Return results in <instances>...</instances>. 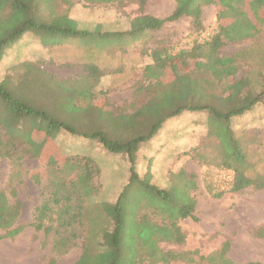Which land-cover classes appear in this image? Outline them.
Returning a JSON list of instances; mask_svg holds the SVG:
<instances>
[{
    "label": "rangeland",
    "instance_id": "rangeland-1",
    "mask_svg": "<svg viewBox=\"0 0 264 264\" xmlns=\"http://www.w3.org/2000/svg\"><path fill=\"white\" fill-rule=\"evenodd\" d=\"M30 1L34 10L31 17L37 22L35 27L10 43L0 59V86L11 93L8 104L0 97V138L15 140L16 152L24 156L19 168L9 157H0V189L12 202L21 203L19 223L24 225L17 236L0 240V264H47L54 256V234L47 235L32 225L36 208L50 192L64 188L78 176V171L69 167V157L90 156L100 168L95 178L98 190L86 195V219L83 226H78L81 236L76 245L57 257L59 264H74L84 246L98 250L103 231L112 229L104 204L116 202L131 176L127 154L104 148L101 143L91 141L89 134L101 131L107 139L127 141L148 133L155 120L164 116L167 110L163 109H168L166 101L150 102L151 91H135L136 87L147 84L145 79H172L174 68L146 66L149 59L138 57L135 47H142L148 54L155 48L178 53L182 48L191 47L195 40L202 42L212 36L218 22L225 24L227 16L219 1L212 0L203 4L201 22L197 25L192 16L182 15L166 22L160 30L120 36L102 33L99 27L85 24L78 17L81 12L86 15L102 4L108 10L119 12L130 8L131 15L133 12L136 15L157 13L164 18L170 15V9L161 10L168 0H147L143 5L140 0ZM172 2L177 4L176 0ZM244 8L248 9V0H244ZM259 12L264 16V8ZM19 16L22 21L29 17L0 3V40L17 26ZM65 18H75L72 20L77 25L72 26L97 29L96 33L75 36L39 29V23L67 27ZM121 46L127 48L125 52L118 50ZM117 61L121 62L120 67ZM202 62L187 54L177 58L175 66L178 71L194 68L195 76H215L223 83L231 81L236 73L237 78H249L251 91H261L264 88V25L257 36L226 40L220 50V61L212 70H205L207 67ZM83 63H89L90 67L86 68L87 64ZM107 73L116 85L138 79L129 101L119 100L124 96L117 93L120 89L113 88L110 92L96 87ZM214 92L224 94L221 89ZM159 109V114L151 113ZM137 111L141 113L135 114ZM42 112L50 119L44 118ZM257 115L259 121H252L251 125L257 124L251 129L245 127L242 115L234 118L232 125L245 154L238 163L248 176L264 184V108ZM207 117L205 111L183 112L168 119L150 140L140 144L136 153L138 177L129 188L126 257L122 264H161L168 260L165 258L168 251L185 254L169 260V264H209L200 261L201 256H214L215 264L232 261L264 264V237L257 234V228L264 226V216H257L258 211L264 210V188L251 186L238 192L219 190L216 178L219 171L226 170L222 167L226 159L222 158L218 139L208 136L211 128ZM52 119L65 123L73 132L61 126L56 138L46 137L47 132L52 134ZM144 179L148 185L168 194H151V188L139 184ZM194 202L195 217L178 220L184 241L174 243L165 238L171 230L169 223L175 220L171 204L184 205L182 212H185ZM158 227L163 231H158ZM1 233L4 232L0 229ZM226 242L230 245L225 254ZM196 251L197 254L187 255ZM189 256L196 261L190 262Z\"/></svg>",
    "mask_w": 264,
    "mask_h": 264
},
{
    "label": "trees",
    "instance_id": "trees-1",
    "mask_svg": "<svg viewBox=\"0 0 264 264\" xmlns=\"http://www.w3.org/2000/svg\"><path fill=\"white\" fill-rule=\"evenodd\" d=\"M147 0H140V4H145ZM212 0H176V8L174 11L164 17H157L151 14H140L132 23V30L137 36L144 33L146 30H160L166 22L174 21L182 15H190L194 18V23L197 25L201 22L203 4ZM222 12L226 13V21L223 24L218 22L216 32L209 38H205L202 42L196 41L191 47L182 48L178 53L170 52L164 48H155L150 54L153 63L152 67L174 68L173 77L170 80H144L147 84L136 87L135 93L140 89L149 90L152 92L150 102L164 103L166 101L168 109L163 117L155 120L148 133L138 134V136L127 141L110 140L104 136L101 131L91 132L89 134L91 141L101 143L104 148L116 152L125 153L130 162V182L125 185L121 195L114 203L104 204V210L112 220V229L103 231V240L99 242L98 250H93L88 246H84L83 251L74 264H122L125 260L124 248L126 235V218L129 208V188L135 178L138 177L136 169V153L142 142L150 140L163 127L164 123L173 117H176L183 112H207L208 125L210 132L208 136H215L218 139L222 150V158L226 159L224 163L226 170L234 174V182L228 191L238 192L244 188L255 186L257 189L264 188V184L257 183L253 177L246 174L245 169L240 166L238 161L245 158V154L241 149L240 143L235 135V130L232 125V120L239 117L248 111L256 108V105L261 104L264 107V88L261 91L254 93L250 88L249 78H237L236 73L231 81L223 83L218 81L212 74V78L195 76L194 68L186 71L182 69L178 71L175 66V60L183 55L189 54L194 58L203 60L205 70H212L213 66L220 61V50L226 44V40H239L257 36L262 31L264 25V16L259 12L264 8V0H248V9L244 8V0H218ZM0 3H6L8 8L16 13L25 12L29 17L25 19L17 18V26L13 28L9 36L6 34L4 39L0 40V59L3 57L6 47L19 39L23 33L35 27V20L31 17L34 14L30 0H0ZM233 12L230 19V13ZM69 24L67 27H62L52 24L39 23V29L52 30V32L72 34L75 36L84 33H96V30H83L76 28V22L70 18H65ZM234 59V58H233ZM89 68L88 64L85 66ZM237 68V67H236ZM237 72V70H236ZM100 75V74H99ZM100 78V77H99ZM99 79L96 81L98 82ZM143 82V83H145ZM163 84H170L169 87H163ZM221 89L223 95H218L214 91ZM11 93L3 90L0 86V97L4 103L10 101ZM156 110V109H155ZM158 111L151 113L159 114ZM39 112V111H36ZM44 118L50 116L42 112ZM137 111L135 114H140ZM43 118V119H44ZM52 134L47 132L46 137L56 138L58 129L61 126L66 127L65 123L58 122L52 119ZM15 140L10 141L8 138H0V157H9L12 159L16 168L24 158L16 152ZM53 149V148H52ZM53 153L55 151H52ZM68 164L71 169L78 171V176L69 181L64 188L50 192L42 200V203L36 208V213L32 225L37 230H43L47 235L54 234L52 250L54 256L51 257L47 264H59L57 257L69 252L73 248L77 239L81 236L78 226H83L86 219L85 207L90 192L98 190L95 178L100 173V168L96 161L90 156L69 157ZM148 175L150 171L147 172ZM147 175V176H148ZM140 185H147L152 189L151 194L161 196L163 193L168 194V191L158 187L148 185L146 179L140 181ZM142 186V185H141ZM220 196V195H219ZM177 200V199H176ZM180 202V200H177ZM180 203L171 204L172 212L175 214V220L169 223L170 233L165 238L174 242L182 243L185 239L181 227L178 224L179 219L192 217L194 218L195 202L189 204V209L182 212L183 205ZM176 213L178 214L176 216ZM21 214V203L19 201L12 202L7 193L0 189V229L4 233L0 234V240L6 237L17 236L24 228V225L19 223ZM158 231H163L159 229ZM166 230V228H165ZM257 234L264 237V226L258 227ZM229 243L226 242L223 246L226 247L225 254L228 251ZM87 247V248H86ZM168 258L161 264H169V260L179 258L185 254H180L174 251H168ZM197 254L196 252H188L187 255ZM163 258V260L165 259ZM214 256L199 258L200 261H207L209 264L214 263ZM190 262H195L196 259L189 256ZM157 263V262H156ZM159 264V263H157ZM215 264V263H214ZM230 264H239L232 261ZM246 264H262L260 262H249Z\"/></svg>",
    "mask_w": 264,
    "mask_h": 264
},
{
    "label": "crops",
    "instance_id": "crops-1",
    "mask_svg": "<svg viewBox=\"0 0 264 264\" xmlns=\"http://www.w3.org/2000/svg\"><path fill=\"white\" fill-rule=\"evenodd\" d=\"M167 2L168 3H165L162 6L161 10L164 12H167L169 11L168 9H170V12L168 14H171L173 10L176 8V4H172L173 3L172 0H168ZM103 6L104 5L102 4H98L96 7H94V9L90 8L91 10L86 15L81 12L80 17L78 18H80V20L84 22L85 24L91 25L94 28L99 27L100 28L99 31H101L102 33H106V34L109 33L112 35H120V36L131 35L132 33H130V31L132 30L133 20L138 15H136L134 12L131 15L130 8H128L127 11L119 10L118 12L116 10H111V9L108 10ZM84 9L89 10V7L88 8L86 7ZM148 14L160 17L158 16L157 13H148ZM89 15H94V16L90 17ZM71 19H75V18H71ZM90 30H93V29H90ZM125 49L127 48L124 46L118 47V50L123 51V52H125ZM135 49H138V54H137L138 57L141 56V57H146L149 59L145 63L146 66L153 63L151 56L143 53L142 47L138 48L136 46ZM83 64H89V63H83ZM117 64H118V67H120L121 62L117 61ZM109 76H110V73L103 75L100 78V81L96 87L99 90H103V91L109 90L110 92L113 88H117L118 90L120 89L119 91H117V93H119V95H124V96H120L119 100L128 99L129 101L134 95V86L138 79L135 80L134 82L131 80H128L125 83L116 85L112 82V79ZM119 103H122V102L119 101ZM263 108H264L263 105L258 104L256 105L255 109H253L252 111H248L247 113L242 115V120L245 122L244 125L247 129H251L257 124V123H254L253 125H251L253 123L252 121L254 122L259 121L257 118L258 117L257 112L261 111ZM257 216L258 217L264 216V210L258 211Z\"/></svg>",
    "mask_w": 264,
    "mask_h": 264
},
{
    "label": "built area",
    "instance_id": "built-area-1",
    "mask_svg": "<svg viewBox=\"0 0 264 264\" xmlns=\"http://www.w3.org/2000/svg\"><path fill=\"white\" fill-rule=\"evenodd\" d=\"M234 174L227 170H221L219 171L217 178H216V184L221 192L228 191V189L231 187L232 183L234 182Z\"/></svg>",
    "mask_w": 264,
    "mask_h": 264
}]
</instances>
